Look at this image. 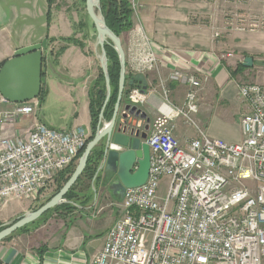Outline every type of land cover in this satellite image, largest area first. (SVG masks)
Masks as SVG:
<instances>
[{
  "label": "built area",
  "instance_id": "built-area-1",
  "mask_svg": "<svg viewBox=\"0 0 264 264\" xmlns=\"http://www.w3.org/2000/svg\"><path fill=\"white\" fill-rule=\"evenodd\" d=\"M128 37L130 74L146 77L157 71L159 60L143 28ZM169 80L186 85L184 103L172 104L164 88L166 102L146 140L148 180L126 189L117 203L122 214L90 264H264V85H240V98L248 106L240 119L243 139L229 143L210 137L197 119L203 81L181 70ZM145 96L136 87L129 102L144 105ZM2 103L9 102L0 96ZM39 113L38 99L0 111L1 204L44 199L55 178L87 146V130L53 129ZM25 119L33 121L22 124L20 134L17 125ZM179 119L197 136L180 141L175 134Z\"/></svg>",
  "mask_w": 264,
  "mask_h": 264
},
{
  "label": "crops",
  "instance_id": "crops-1",
  "mask_svg": "<svg viewBox=\"0 0 264 264\" xmlns=\"http://www.w3.org/2000/svg\"><path fill=\"white\" fill-rule=\"evenodd\" d=\"M129 1L133 9L131 30L143 28L159 60V69L146 75V102L139 107L148 114L150 123L161 113V106L166 102L164 88L169 92L168 100L172 104L181 106L184 103L186 85L169 80L172 72L181 70L195 74L203 81L197 119L209 136L223 137L221 131L211 130L215 108H218V114H222L220 122H238L241 134L240 119L248 111V106L240 98L239 87L248 80L264 83L258 76L259 72H255L264 55V31H248L234 25L231 28L225 15L232 11L244 12L243 16L238 15L246 22L253 14H264V0ZM81 9L77 0H57L52 7H49L48 0H0V66L13 58L18 49L39 44L44 39L54 40L44 56L58 46H66L54 67H44L43 86L51 75L57 73L59 76H55L61 90L55 99L58 116L42 115L40 107V121L56 130L82 127L91 136L89 90L96 83L102 67L96 47L92 48L88 41L81 40L82 32L76 20L72 19L78 14L82 16ZM86 22L83 17L79 27L84 28ZM130 31L121 37L125 52ZM62 38H75L85 47L67 44L61 41ZM248 57L254 60L251 68L244 66ZM67 76L74 80L72 84L66 82ZM163 81L164 86L161 84ZM159 87L163 88V95ZM130 92L122 99L119 121L123 120L121 114L130 103ZM12 108L11 103L0 104V111ZM32 121L25 119L19 122L20 134L25 127L22 124L29 125ZM130 121L141 128L146 125L133 117ZM103 122L110 121L103 119ZM6 131L13 135L15 130ZM175 134L182 142L197 136L182 119L177 121ZM100 186V192L95 193L92 202L83 200L68 216L63 211L53 214L50 221L40 228L32 230L37 225L31 223L25 233L12 234L0 241V264H90L103 249L108 231L121 216L114 202L118 203L122 197L115 195L110 187ZM25 200L0 203V231L36 211L43 199ZM9 206L11 213L1 218Z\"/></svg>",
  "mask_w": 264,
  "mask_h": 264
},
{
  "label": "water",
  "instance_id": "water-1",
  "mask_svg": "<svg viewBox=\"0 0 264 264\" xmlns=\"http://www.w3.org/2000/svg\"><path fill=\"white\" fill-rule=\"evenodd\" d=\"M86 11L96 29L97 44L101 49L99 60L107 89L103 109L111 97L106 45H112L119 56L120 80L113 118L110 122L104 124L103 114L100 115L98 131L87 144L70 179L43 206L2 229L0 231V241L34 223L53 208L63 204L65 196L83 174L92 151L102 141H105L103 155L104 177L108 171H111L110 182L106 181V183L110 184L111 190L117 182L120 187V196L123 198L126 189L140 187L148 180L151 162L150 148L146 140L150 130V118L145 111L130 103L126 106L125 112L121 114L123 120L119 121L118 116L127 83L126 54L121 38L107 26L105 17L102 14L101 0H97L96 4L93 3V0H86ZM47 48V39H44L39 44L20 48L15 52L13 58L0 66V96L4 100L11 104H22L40 97L43 88L44 52ZM244 66L247 68L253 67V58H246ZM133 82H130V85H133ZM135 83L141 88L143 94L147 92L148 81L145 76L137 75ZM130 117L145 122V127L141 129L133 125L129 121Z\"/></svg>",
  "mask_w": 264,
  "mask_h": 264
},
{
  "label": "trees",
  "instance_id": "trees-1",
  "mask_svg": "<svg viewBox=\"0 0 264 264\" xmlns=\"http://www.w3.org/2000/svg\"><path fill=\"white\" fill-rule=\"evenodd\" d=\"M56 1L57 0H48L49 7H52L56 3ZM83 1L85 2L86 0H83ZM101 3L104 6V14H105L107 26L119 38H121L124 33L129 32L133 28V20H132L133 9H132V6H131V3L129 0H101ZM48 23L50 24V13L48 16ZM61 41L65 42L67 44L77 45L81 48L84 47V44L75 38H67V39L62 38ZM53 42H54V40L49 39L48 45L53 43ZM65 50H66V46L60 47L55 54L52 53V50L49 51V54H47V55H49V62L47 60L48 56L46 55L44 57V62H43L44 67L45 68L46 67H54L59 56ZM106 52H107L108 63H109V66H108L109 67V77H110L112 92H111V97H110L108 104L103 109L104 103L106 100L107 90H106V83H105L104 74H103L102 69H101L100 75H99L96 83L89 90L90 112H91V118H92V122H91L92 135L90 136L88 143L94 138V136L96 135V133L98 131L101 114H103L104 120H106V121L112 120L113 115H114L115 105H116L117 99H118V86H119V80H120L119 56H118L117 51L114 49V47L112 45H106ZM241 67H243V66H241ZM243 69H245V68L243 67ZM45 76H46V72L43 69V80H44ZM126 78H127V83H126V89H125L123 98H125L126 95H128V93L131 91V89H133L135 87H139L138 84L135 83V76L128 74L126 76ZM132 81H134L133 82L134 84L130 85V82H132ZM45 96H46V88L44 85L42 88V93H41L40 97L38 98V100L40 102V106L44 102ZM85 149H86V147L79 153L75 162L66 171H64L60 175L61 177L62 176L63 177L61 179V184H60V187L58 189V192L62 189L64 184L70 179L71 175L74 173V170L77 166V161L83 155ZM103 155H104L103 148L98 147V146L96 148H94L91 155L89 156L87 166H86L83 174L81 175V177L79 178L77 183L72 187V189L67 193V195L65 196V199L74 198L75 197L74 191H75L76 186L78 184H80V182H84L85 180L89 181L94 177L96 170H97V167H98V164L101 161ZM58 192H56V194ZM54 196H52V197H54ZM52 197L48 198L47 202L49 200H51ZM41 205L43 206L44 203H42ZM62 207L67 208L66 205L65 206L63 205V206L56 207L53 210H50L49 212L54 211V210H58L59 208H62ZM48 213H46L42 217H45ZM40 220H38L34 224H38V222ZM27 228L24 227V228L18 230L16 233L25 232Z\"/></svg>",
  "mask_w": 264,
  "mask_h": 264
},
{
  "label": "rangeland",
  "instance_id": "rangeland-1",
  "mask_svg": "<svg viewBox=\"0 0 264 264\" xmlns=\"http://www.w3.org/2000/svg\"><path fill=\"white\" fill-rule=\"evenodd\" d=\"M226 1H229V0H226ZM77 2L80 3V6L82 8L81 9L82 16L78 14V15H75L74 17H72V19L76 20V22H77L76 25L82 32L83 36L80 37L81 40L88 41L90 43V45H91L90 47H92V48L96 47L97 55H98V57H100L101 49H100V47L97 44V32H96V29H95V27L93 25L92 20L90 19V17L87 14L86 1L84 2L83 0H77ZM101 8H102V14L105 17L104 6H103L102 3H101ZM243 13L244 12L232 11V12L227 13V15H225V16H226V18H228V20H230V22L233 21V25L236 26L237 28H239V25H243L244 28H242V29H245V30H248V31H250V30L264 31V14L263 15L253 14V15H251L250 19H248L246 22H244L242 20V18H240V16L238 15V14H242V16H243ZM83 17H84V19H86L87 22H86L85 27L82 26L84 28H80L79 24L83 21ZM240 20H241V22H240ZM89 22L91 24V28H89ZM253 24L257 25V27L252 28L251 25H253ZM232 26H231V28H232ZM87 31L89 32L88 35L86 33ZM59 48H60V46H58L55 50H52V53L55 54L58 51ZM47 54H49V52ZM47 56H48L47 60L49 62V55H47ZM108 66H109V63H108ZM127 67H128V65H127ZM53 69L51 70V72L54 71ZM108 72H109V67H108ZM255 72H259L258 76L260 77V79L264 80V55L261 56V60L259 61V69L257 71H255ZM130 73L131 72L129 71V68H127L126 75H128ZM130 75H132V74H130ZM55 76L59 77L58 74L56 73L54 75H51L50 78H48L47 80H45L46 81V86H45V88H46V96H45L44 102L40 106V107H42V110H41L42 115H44V113H45L46 115L50 114V115H53V116H58V110H57V107H56L55 99L60 94L61 90H60V88L58 86L57 79H56ZM65 79H66V82L69 83V84H72L73 81H74L72 78H70L68 76ZM250 83H256V82H254V80H248V81L245 82V84H250ZM259 84H264V83L259 82ZM162 90H163V88H160L161 92H162ZM111 92H112V88H111ZM162 95H163V92H162ZM142 106L143 105H141V107ZM217 110H218V108H215V112L213 114V118L214 119H213V123L211 124V130H213V131H221V134L223 136L221 139L226 141V142H229V143H236V142H238L237 140H239V138H241V140H242L243 139L242 133L239 134L240 133L239 123L234 121V120L230 124H224V123L220 122V118L222 117V114H218ZM237 114L239 115L238 112H237ZM203 127H204V125H203ZM237 134H238V136H237ZM98 147H101L104 150L105 141H102L98 145ZM78 161H77V164H78ZM104 170H105V166L103 165V157H102L101 161L98 164V167H97V170H96V173H95L94 177L91 180H89V181L85 180L84 182H80V184H78L76 186V188H75V191H74L75 197L72 198V199H65L64 203L59 205V206H63V205L65 206L66 205L67 208H65V207L63 208L62 207V208H59L58 210H54V211L49 212L45 217H40L38 220H40V219L41 220L38 222V224H36L37 227H32L31 229L32 230L38 229L41 226L45 225L48 221H50V219L53 216V214H60V212L63 211V212H65V216H68L69 214L73 213L74 210H76V206L80 205L81 202H83V200H85V202H87V203L90 202V201L92 202L93 198L95 196V193H99L100 192V187H101L100 185L105 186L107 189L110 187V184L106 183V180H105V177H104V174H105ZM60 175L57 176L55 178V180L52 182L49 190L47 191L46 197L38 205H41L42 203L45 204L47 202L48 198L54 196L56 194V192H58V189H59L60 184H61V179L63 177V176L61 177ZM165 182H166V180H164V183H162V188L165 187ZM16 202H19V201H16ZM24 202H27V201L25 200ZM41 206H39V207H41ZM59 206H57V207H59ZM114 206L117 207L120 210V208L117 205V203L114 202ZM6 209L7 210H5L3 212L1 218L7 217V215H8L7 213H11L10 206L7 207ZM120 212L122 214L121 210H120ZM37 221H35V222H37ZM34 223H32V224H34ZM29 226L30 225L26 226L25 228H27ZM27 230L28 229H26V231ZM20 233H25V232H20Z\"/></svg>",
  "mask_w": 264,
  "mask_h": 264
},
{
  "label": "bare ground",
  "instance_id": "bare-ground-1",
  "mask_svg": "<svg viewBox=\"0 0 264 264\" xmlns=\"http://www.w3.org/2000/svg\"><path fill=\"white\" fill-rule=\"evenodd\" d=\"M93 3H97V0H93ZM105 180L110 182V178H111V171H108L107 174L105 175ZM112 192L115 194V195H120V187L118 185V183L116 182L114 185H113V188H112Z\"/></svg>",
  "mask_w": 264,
  "mask_h": 264
},
{
  "label": "flooded vegetation",
  "instance_id": "flooded-vegetation-1",
  "mask_svg": "<svg viewBox=\"0 0 264 264\" xmlns=\"http://www.w3.org/2000/svg\"><path fill=\"white\" fill-rule=\"evenodd\" d=\"M139 107V106H138ZM132 117L129 118V121L131 120ZM139 120V119H138ZM138 127V126H137Z\"/></svg>",
  "mask_w": 264,
  "mask_h": 264
}]
</instances>
